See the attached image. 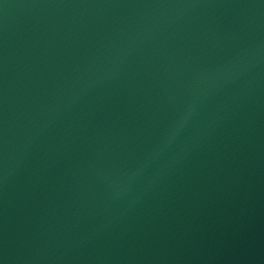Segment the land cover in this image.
<instances>
[{
	"label": "water",
	"instance_id": "1",
	"mask_svg": "<svg viewBox=\"0 0 264 264\" xmlns=\"http://www.w3.org/2000/svg\"><path fill=\"white\" fill-rule=\"evenodd\" d=\"M0 264H264V0H0Z\"/></svg>",
	"mask_w": 264,
	"mask_h": 264
}]
</instances>
